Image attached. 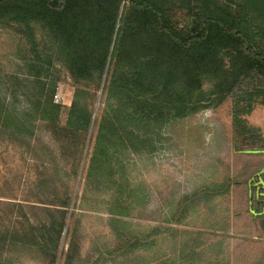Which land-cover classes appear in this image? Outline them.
<instances>
[{
    "label": "trees",
    "instance_id": "16d2710c",
    "mask_svg": "<svg viewBox=\"0 0 264 264\" xmlns=\"http://www.w3.org/2000/svg\"><path fill=\"white\" fill-rule=\"evenodd\" d=\"M252 14L261 26L264 0H0V25L16 29L26 46L20 72L0 81V130L29 138L43 122L64 157L69 148L76 177L86 137L96 127L89 173L96 169L114 183L122 176V154L153 150V136L170 119L197 112L204 101L264 98V41L256 42L247 21ZM58 66L73 82L69 106L54 101ZM18 92L26 101L22 109L6 98ZM43 164L55 178L54 162ZM61 187V200L47 207L49 219L22 211L16 216L22 226L6 233L49 264L56 263L72 200L68 182ZM123 196L128 193L120 185L119 215L129 202ZM4 251L0 264H20ZM65 253L63 264H74L70 248Z\"/></svg>",
    "mask_w": 264,
    "mask_h": 264
},
{
    "label": "rangeland",
    "instance_id": "374dc122",
    "mask_svg": "<svg viewBox=\"0 0 264 264\" xmlns=\"http://www.w3.org/2000/svg\"><path fill=\"white\" fill-rule=\"evenodd\" d=\"M251 17L262 45L264 19L260 26V17ZM24 48L16 29L0 25V81L20 72ZM58 69L57 103L69 106L73 82L64 67ZM211 86L206 81L203 88ZM6 98L20 109L26 105L19 92ZM201 105L158 129L153 150L125 151L114 183L96 169L89 173L96 127L86 137L76 177L69 148L64 157L43 122L29 138L0 130V250L20 264H49L43 253L6 233L22 226L16 222L22 211L49 219L47 207L61 200V183L68 182L72 200L55 264L64 263L68 248L74 264H264V211L253 200L254 185L264 177V98ZM47 161L54 162L55 178L45 173ZM120 185L129 200L124 215L117 214L115 200Z\"/></svg>",
    "mask_w": 264,
    "mask_h": 264
},
{
    "label": "flooded vegetation",
    "instance_id": "af4514ba",
    "mask_svg": "<svg viewBox=\"0 0 264 264\" xmlns=\"http://www.w3.org/2000/svg\"><path fill=\"white\" fill-rule=\"evenodd\" d=\"M254 189H255V196L253 198V200L255 201V209H258L259 205H262V211H264V195H261L262 192H264V188L262 187L260 182H257L254 185ZM251 185H248V188L250 190ZM260 187V189H259ZM264 214V212H263Z\"/></svg>",
    "mask_w": 264,
    "mask_h": 264
},
{
    "label": "water",
    "instance_id": "95a60500",
    "mask_svg": "<svg viewBox=\"0 0 264 264\" xmlns=\"http://www.w3.org/2000/svg\"><path fill=\"white\" fill-rule=\"evenodd\" d=\"M258 182H260L262 187L264 188V177H260ZM259 189H260V187H259ZM261 195H264V192H262Z\"/></svg>",
    "mask_w": 264,
    "mask_h": 264
},
{
    "label": "built area",
    "instance_id": "2783aa9c",
    "mask_svg": "<svg viewBox=\"0 0 264 264\" xmlns=\"http://www.w3.org/2000/svg\"><path fill=\"white\" fill-rule=\"evenodd\" d=\"M54 97H55L54 101L57 103L58 102V96L55 94Z\"/></svg>",
    "mask_w": 264,
    "mask_h": 264
},
{
    "label": "crops",
    "instance_id": "0c3cea01",
    "mask_svg": "<svg viewBox=\"0 0 264 264\" xmlns=\"http://www.w3.org/2000/svg\"><path fill=\"white\" fill-rule=\"evenodd\" d=\"M262 171L264 172V170H262ZM262 171H261V172H262ZM263 174H264V173H263ZM248 189H249V188H248ZM249 193H250V190H249Z\"/></svg>",
    "mask_w": 264,
    "mask_h": 264
}]
</instances>
